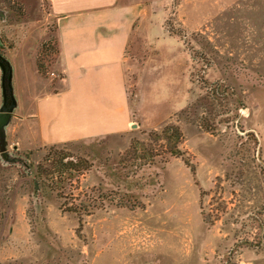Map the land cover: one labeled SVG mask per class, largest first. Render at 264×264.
<instances>
[{
    "label": "rangeland",
    "instance_id": "1",
    "mask_svg": "<svg viewBox=\"0 0 264 264\" xmlns=\"http://www.w3.org/2000/svg\"><path fill=\"white\" fill-rule=\"evenodd\" d=\"M147 4L149 77L139 85L132 73L128 82L137 122L122 134L40 145L18 135L19 68L38 58L39 84L54 90L55 18L42 0H0L16 101L3 145L17 157H0V264H264V0ZM166 124L180 128L181 154L134 159V141ZM55 151L82 165L35 190L36 166ZM77 195L94 203L81 224L60 209Z\"/></svg>",
    "mask_w": 264,
    "mask_h": 264
},
{
    "label": "crops",
    "instance_id": "2",
    "mask_svg": "<svg viewBox=\"0 0 264 264\" xmlns=\"http://www.w3.org/2000/svg\"><path fill=\"white\" fill-rule=\"evenodd\" d=\"M42 1L55 18L60 78L51 91L49 83L39 84L35 58L29 67L19 68L24 114L18 135L27 144L61 145L127 132L138 112L131 102L129 77L137 74L139 85L149 77L151 30L145 24L151 16L141 13L149 0ZM138 38L145 52L140 56ZM160 53L155 52L156 58L163 64Z\"/></svg>",
    "mask_w": 264,
    "mask_h": 264
},
{
    "label": "trees",
    "instance_id": "3",
    "mask_svg": "<svg viewBox=\"0 0 264 264\" xmlns=\"http://www.w3.org/2000/svg\"><path fill=\"white\" fill-rule=\"evenodd\" d=\"M45 46V43L41 45L40 48L42 52ZM55 52L57 53V50L54 47L51 53ZM35 67L37 73L42 72V64L38 58L35 59ZM181 139L182 132L180 128L175 124H166L160 130L149 131L147 142L134 141L133 145L130 146L131 154L134 155V159L139 161L144 159L148 161V163H152L156 156H160L167 152L170 156H178L181 154V151L178 149V144L181 142ZM131 154H129V156H131ZM80 165H82L80 160L70 159L61 151H55L51 154L47 153L36 166L34 189H38L36 182L39 184V188H41L40 181L42 179L51 180L52 184L55 185H61L70 176L67 172H77ZM54 188L57 189L56 187ZM77 196L78 197H71L73 200L71 203L61 201L60 209L63 212L75 214L81 224L82 216L92 213L91 209L94 207V203L92 202L93 198H89V196L84 199L80 198L82 195ZM83 196H85V194ZM59 198H61V195H59ZM76 200H78L77 203L75 202Z\"/></svg>",
    "mask_w": 264,
    "mask_h": 264
},
{
    "label": "water",
    "instance_id": "4",
    "mask_svg": "<svg viewBox=\"0 0 264 264\" xmlns=\"http://www.w3.org/2000/svg\"><path fill=\"white\" fill-rule=\"evenodd\" d=\"M3 60L0 61V68L2 71V78H1V89H2V95H3V104L0 107V151L1 154L4 155L5 152H3L4 145H3V135H4V126L7 125L8 121H9V117L10 114L13 110V108L16 105V101L15 98L13 96V89L11 87V81H12V69L11 66H9L8 68H5V65L3 64ZM8 64V63H7ZM7 95L10 97V102L11 104L9 106L5 105V102L7 101L6 97ZM6 112V113H3ZM237 131L241 134L245 133V131H239V129H237ZM255 135H257L255 133ZM259 145V143H258ZM258 145H257V149H256V159L258 161V163L262 166L261 160L258 157ZM9 160H13V159H7V161ZM264 167V166H262Z\"/></svg>",
    "mask_w": 264,
    "mask_h": 264
},
{
    "label": "flooded vegetation",
    "instance_id": "5",
    "mask_svg": "<svg viewBox=\"0 0 264 264\" xmlns=\"http://www.w3.org/2000/svg\"><path fill=\"white\" fill-rule=\"evenodd\" d=\"M3 48H4V46H0V61L4 60V58H3ZM1 78H2V74H1ZM14 150H18V149H14ZM12 151H13V149L12 150L4 149L3 152H5V154L4 155L0 154L1 159L3 161L7 162V159H9V158H17V157L12 156V153H11ZM19 162L20 163L22 162L21 159H19ZM7 163L12 164L14 162L8 161Z\"/></svg>",
    "mask_w": 264,
    "mask_h": 264
}]
</instances>
